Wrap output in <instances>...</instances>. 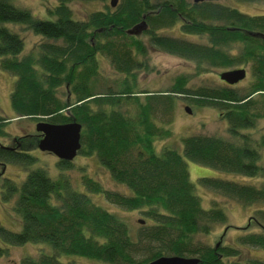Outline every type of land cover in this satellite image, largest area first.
<instances>
[{"label": "trees", "instance_id": "trees-1", "mask_svg": "<svg viewBox=\"0 0 264 264\" xmlns=\"http://www.w3.org/2000/svg\"><path fill=\"white\" fill-rule=\"evenodd\" d=\"M68 1L58 0L47 10L50 19H43L10 0H0V70L16 77L10 106L20 118L54 125L81 124L78 154L95 155L129 193L104 190L88 176L81 179V192L63 173L52 178L41 167L29 170L20 182L3 177L2 198L13 201L12 209L22 227L12 231L0 225V240L11 246L28 242L50 245L52 253L24 256L19 264H62L61 256L108 264H146L173 255L196 257L199 264H225V259H240L244 247L264 250V208L257 211V218L252 217L260 232L239 236V245L210 246L197 238L226 223V213L216 201L203 208L187 168L188 160L258 177L259 184L217 177H199L197 184L242 206L264 205V166L259 164L264 137L256 140L241 132L254 127L261 116L254 113L252 96L264 94V14L248 15L218 0H117L115 7L109 2L103 10L79 20L73 17ZM141 22L145 28L139 34L128 33ZM7 23L21 25L50 42L20 56L23 40L3 25ZM176 26L183 34L205 41L161 33ZM140 34L156 51L191 60L201 68L249 66L252 81L248 89L241 90L229 84L191 89L182 78L165 91L140 89L133 73L141 67L135 55L145 50L136 39ZM97 55L108 56L114 69L124 75L103 92L95 91L92 84L98 76ZM63 85L73 94L72 102L65 103L56 95ZM174 94H191L197 103L217 108L227 121L231 139L193 134L182 139V153L169 146L157 152L156 141L172 134L163 125L171 122L170 96ZM8 122L0 116V166L14 163L27 168L36 160L29 152L37 149L42 134L20 135L12 139L10 147L4 146L1 137ZM57 165L61 171L69 169L71 162L59 160ZM90 192L102 194L125 210H138L143 222L135 234L125 221L92 202ZM7 253V248L0 247V256ZM243 262L264 264L254 258Z\"/></svg>", "mask_w": 264, "mask_h": 264}, {"label": "rangeland", "instance_id": "rangeland-1", "mask_svg": "<svg viewBox=\"0 0 264 264\" xmlns=\"http://www.w3.org/2000/svg\"><path fill=\"white\" fill-rule=\"evenodd\" d=\"M17 7L28 9L34 16L50 19L47 10L56 6L58 0H10ZM192 1V0H189ZM110 0H70L67 5L71 9L75 19L84 20L91 12L103 10L105 5H109ZM219 3L238 9L240 12L248 15L264 14V0L253 2H242L239 0H218ZM10 30L18 33L23 40L24 47L20 56L38 51L39 44L47 42L43 36L35 35L30 31L22 29L21 25L14 23L3 24ZM162 34L175 37H184L195 42H204L203 37L195 35H185L180 32L179 27L164 29ZM143 42L145 50L142 54L135 55V60L141 62V67L133 70L136 75L135 84L138 88L145 91L159 92L171 88L178 79H184L187 88H215L219 85L225 86V81L219 78V73L239 69L235 68H212L206 69L196 65L191 60H185L174 55H170L149 47L147 37L139 35L138 38ZM50 42V41H48ZM60 43V42H57ZM236 47V45H233ZM232 51H235L233 48ZM99 61L98 76L92 79L94 90L103 92L108 86L116 83V79L122 78L124 75L118 73L114 69L109 57L105 55H97ZM246 76L243 80L234 84L237 89H248L252 81V74L249 66L245 67ZM16 77L13 73L0 70V116L8 119V124L5 126V136L1 137V143L4 146H11L14 137L34 134L36 132L37 119L23 118L13 112L10 106V94L13 90ZM56 95L65 103L69 100L72 102L73 94L67 92V88L63 85L56 91ZM171 122L168 125H163L169 128L171 136L164 140H157L155 143L156 151L159 152L162 147L169 146L182 153V139L193 134L215 135L225 139H231L227 131V121L220 116V111L209 105L199 104L191 97V94H174L171 95ZM252 98L256 101V109L254 113L261 115L256 120L254 127H249L241 130V132L251 135L256 140L261 136L264 137V94H254ZM189 109V112L186 111ZM233 138V137H232ZM235 142L239 139L233 138ZM259 164L264 166V144L259 150ZM30 155H33L36 160L27 168L19 164L6 163L5 169L2 172L0 166V225L12 231H20L22 224L20 217L13 211V201H4L2 198V180L7 177L16 182L22 181L28 171L36 167H41L45 170L48 176L55 177L59 173L67 176L72 185L78 191H83L84 187L81 183L83 176H88L92 180L108 191H116L128 194V188L123 184L116 183L106 168L99 164L95 155L84 156L78 154L71 161L69 169L59 170V159L48 151H42L36 147L30 150ZM187 168L191 182L195 185V192L201 200L203 208L208 209L213 201H216L222 206L226 213V223L215 225L212 231L207 235L198 236L197 238L205 244L213 246L218 243L228 245H239L237 238L241 235L260 232L256 227L252 217L257 218V211L264 208L263 204H254L251 206H242L229 199H225L214 191L197 184L199 177H217L222 179L235 180L239 182L259 184L261 181L258 177H247L238 173L225 172L213 167L198 164L187 160ZM3 173V174H2ZM88 196L96 205L101 206L107 211L115 214L117 217L125 221L129 225L130 233L135 234L143 218L138 210H125L114 204L109 203L102 194L88 193ZM0 247L7 248L8 253L0 256V264H19L24 256L37 258L40 254H50L52 249L50 245L43 243L28 242L18 246H11L3 243L0 240ZM242 256L240 259L229 258L225 259V264H247V258L260 259L264 261V250L256 247L242 248ZM59 260L62 264H108L101 261L91 260L79 256H61Z\"/></svg>", "mask_w": 264, "mask_h": 264}, {"label": "water", "instance_id": "water-1", "mask_svg": "<svg viewBox=\"0 0 264 264\" xmlns=\"http://www.w3.org/2000/svg\"><path fill=\"white\" fill-rule=\"evenodd\" d=\"M203 1V0H194ZM217 1V0H210ZM117 0H110L111 7H115ZM145 28L143 22L138 23L131 28L129 34H139ZM246 76V69L239 68L219 73V78L229 85H234L243 80ZM189 112V109L186 108ZM36 131L42 134L38 142V149L48 151L55 155L59 160L71 162L77 155L80 144L81 124L72 121L65 124H50L47 122H38ZM4 169L2 170V172ZM142 223L143 220H139ZM200 259L196 257L180 256H161L146 264H199Z\"/></svg>", "mask_w": 264, "mask_h": 264}, {"label": "flooded vegetation", "instance_id": "flooded-vegetation-1", "mask_svg": "<svg viewBox=\"0 0 264 264\" xmlns=\"http://www.w3.org/2000/svg\"><path fill=\"white\" fill-rule=\"evenodd\" d=\"M25 135H26V134H25ZM3 169H5V165H4V167H2V170H3Z\"/></svg>", "mask_w": 264, "mask_h": 264}]
</instances>
